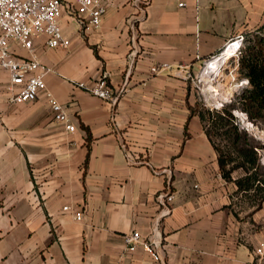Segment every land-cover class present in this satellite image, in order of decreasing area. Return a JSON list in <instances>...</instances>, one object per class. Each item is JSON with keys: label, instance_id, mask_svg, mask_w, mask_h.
Segmentation results:
<instances>
[{"label": "crops", "instance_id": "0c3cea01", "mask_svg": "<svg viewBox=\"0 0 264 264\" xmlns=\"http://www.w3.org/2000/svg\"><path fill=\"white\" fill-rule=\"evenodd\" d=\"M142 6L110 0L97 28L65 12L71 46L35 42L48 91L74 132L54 120L44 95L11 102L0 69V264H255L264 201L259 208V191L239 189L242 169L231 182L223 177L192 110L202 109L194 76L203 61L264 25V0H150L143 13ZM103 76L114 94L125 89L116 105L85 88ZM167 186L175 200L155 236L156 261L141 246L127 250L124 235L152 237Z\"/></svg>", "mask_w": 264, "mask_h": 264}, {"label": "built area", "instance_id": "2783aa9c", "mask_svg": "<svg viewBox=\"0 0 264 264\" xmlns=\"http://www.w3.org/2000/svg\"><path fill=\"white\" fill-rule=\"evenodd\" d=\"M143 2L144 6L140 8L142 13L149 6L150 0H143ZM109 4L110 0H0V69L9 75L10 84L7 90L11 93V102L17 104L34 102L44 95L51 107L54 120L65 125L68 131L74 132L75 126L69 122L64 106L48 91L45 76L49 69L39 61L35 42L46 38L49 48L68 49L71 46V40L64 34L61 26L64 13L68 12L81 24L97 28L102 24ZM180 6H184V3H180ZM244 41L245 35L239 34L230 39L219 53L203 61L199 72L194 76L195 85L199 90L204 92L200 88V84L205 83L204 75L212 65L225 57L228 49L235 46L232 48L233 55L227 62L240 57ZM20 49L26 50L28 56L21 55ZM135 59L136 53H133V61ZM226 63L218 70L221 75ZM161 68H169V66L155 67L152 72L157 73ZM221 75L216 77L219 78ZM240 86L249 88V80L243 78ZM85 88L93 96L109 102L111 105H116L125 91V89H121L119 93L114 94L105 76L101 77L94 86ZM219 105L209 104L208 106H211L212 109H220L224 106L223 103H219ZM123 147L125 148V146ZM127 158L130 159L128 153ZM261 161L264 165V156ZM158 199L163 209L155 223L152 237L144 239L138 231L124 235L127 250L134 251L141 246L156 261L161 260L159 249L162 242L155 236L159 237L161 220L173 212L172 203L175 200V195L170 191V186H167L165 192L161 193ZM69 210L70 207H64V211ZM74 216L77 221H82L84 217L81 211L75 212ZM254 255L255 264H264V241L256 247Z\"/></svg>", "mask_w": 264, "mask_h": 264}, {"label": "trees", "instance_id": "16d2710c", "mask_svg": "<svg viewBox=\"0 0 264 264\" xmlns=\"http://www.w3.org/2000/svg\"><path fill=\"white\" fill-rule=\"evenodd\" d=\"M240 72L250 82L229 106L220 110H192L199 113L206 126V134L219 154V164L223 177L231 182L235 170L242 169L245 176L235 182L239 189H254L260 193V204L264 201V172L260 163L259 149L264 145H254L246 132L236 124L235 110H242L252 120L264 124V25L253 32L245 33V41L240 57ZM239 114V113H237ZM227 140L225 148L217 139Z\"/></svg>", "mask_w": 264, "mask_h": 264}, {"label": "rangeland", "instance_id": "374dc122", "mask_svg": "<svg viewBox=\"0 0 264 264\" xmlns=\"http://www.w3.org/2000/svg\"><path fill=\"white\" fill-rule=\"evenodd\" d=\"M240 57L231 59L228 62L226 61L227 63L225 62L226 64L224 66L222 75L219 72L218 74L215 73V76L213 74L212 78L207 77L206 74L204 75L205 80H208L207 83L203 82V84H200V88L203 89L204 92L197 88L199 91L198 97L202 104V109L220 110L224 106H229L236 100L237 97L242 94L245 89H247L240 86L241 80L245 78L240 72ZM217 75L221 76L218 78L216 77ZM219 103L224 104V106H222L220 109H212L211 106H208L209 104H216L217 106H220ZM234 115L236 117V124L239 126V129L249 135L254 145H264L263 122L260 120L250 119L248 115L240 109L235 110ZM249 123H252L254 126L250 125ZM216 141L223 148H225L228 143L227 140H222L220 138H218ZM258 151L261 154L260 159H262L264 156V148L259 149Z\"/></svg>", "mask_w": 264, "mask_h": 264}, {"label": "bare ground", "instance_id": "6f19581e", "mask_svg": "<svg viewBox=\"0 0 264 264\" xmlns=\"http://www.w3.org/2000/svg\"><path fill=\"white\" fill-rule=\"evenodd\" d=\"M237 45V44H236ZM235 46H232L230 49H228V51H227V53H226V55H225V57L224 58H222V59H220L215 65H212V67L211 68H209L207 71V73H206V76L207 77H210V78H212V75L214 74V76L218 73V71L217 70H220V68L222 67V65L228 60V59H230L231 57H232V55H233V53H232V51H233V49L232 48H234ZM219 65H220V67H219ZM218 67H219V69H218ZM216 73V74H215ZM204 81L207 83V81L205 80V78H204ZM252 127V126H251Z\"/></svg>", "mask_w": 264, "mask_h": 264}]
</instances>
